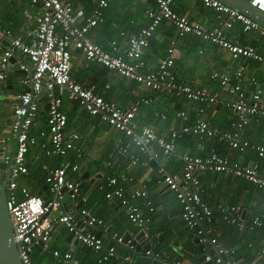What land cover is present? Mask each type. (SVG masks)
<instances>
[{
  "label": "built area",
  "instance_id": "2783aa9c",
  "mask_svg": "<svg viewBox=\"0 0 264 264\" xmlns=\"http://www.w3.org/2000/svg\"><path fill=\"white\" fill-rule=\"evenodd\" d=\"M29 1L32 5H37L40 10L36 17L37 27L29 33V41L13 35L12 30L0 24V78L8 75L11 58L15 56L19 63L18 69L24 73L21 83L26 87L19 93V101L14 105L9 132L0 135L3 160L9 162L14 155L6 189V204L12 218L14 240L23 264H34L32 253L38 245L49 248L57 223L64 225L69 231H75L85 246L98 251L104 248L101 236L83 232L87 226L97 229L106 228L104 219L92 213L86 204L80 207L79 213L63 210L64 188L70 191L73 198H78L81 193L79 181L67 177V163L62 162L56 166L43 164L45 182L52 193V198L48 201L41 194L32 192L27 184L20 183V179L30 173L27 153L32 145L40 144L45 155L52 157H64L75 151L76 157L70 166L75 172L80 168L79 159L82 153L76 144L78 134L67 131L68 116L63 109L65 91L71 100L79 103L89 114L100 116L102 120L124 133L129 143L136 147V151H131L128 143L123 139L117 141L116 147L122 156L130 160L131 165L148 163L162 156H173L176 153L178 140L187 134L195 135L199 139L206 136L216 137L220 141L227 142L233 149L240 151L254 149L264 158V144L252 143L242 136V131L252 117L258 116L264 119V85L256 76L248 77L243 66L233 74L220 73L217 70L211 74L212 79L218 80L230 96L224 103L237 114L230 129L215 127L208 120L199 117L191 124L171 127L167 136L160 134L150 125H141L135 121L140 105L150 104L151 98L136 100L124 108L106 97L105 91H99L95 84H85L71 72L73 51L79 50L89 62L99 63L156 92L183 95L189 100L215 104L222 100L219 91H212L204 86H192L178 80L173 69L176 58L175 39L170 41L166 54L160 59L157 67H150L143 58V52L150 45L154 31L162 21L167 20L175 26L178 37L192 35L203 41L218 44L234 57L252 58L264 65V52L252 44L233 41L227 34V29L233 27L234 23L240 22L244 29L257 31L264 36V27L259 22L221 0H201L216 12L219 19L217 25L210 27L175 11L172 7L175 0H155V5L146 9L148 23L137 32L129 34L127 47L122 50L118 39H112L103 45L93 41L89 34L91 28L104 20V10L110 0H98L92 14L83 19L82 13L75 9L74 0ZM251 1L264 10V0ZM122 34L125 32L122 31ZM31 69H33L32 75L29 73ZM244 81H249L253 85L251 100L247 98ZM45 92L49 103L48 129L40 132L45 140L39 142L36 136L31 134V126L38 112L39 101ZM156 114L163 118L167 116L160 112ZM177 116L187 119L184 110L179 111ZM141 155H146L147 158L142 159ZM181 160L182 175L168 173L162 168L157 173L158 178L164 177L163 183L174 191L180 201L182 218L186 226L195 235L200 236L201 241L210 240L214 245L216 256L208 254L206 260L213 259L217 264L224 262L242 264L235 257L233 248L222 246L216 238L208 234L214 213L212 207L201 197V181L197 171L230 173L246 178L263 188L264 171L215 149L206 155L185 153L181 156ZM107 180V185L114 188L106 192V197L119 198L126 207L130 220L140 229H148L150 216L146 215L126 194L124 185L127 181H133L134 177L110 176ZM100 189L104 190L105 185L101 184ZM147 189L146 185L144 189L132 193L131 197H144L146 205L153 211L154 206ZM220 207L226 222L236 225L240 231L264 228V217L261 215L246 220L241 216L238 206L233 205L229 209ZM56 211L59 214L54 217ZM122 235L115 234L114 238L117 242L122 243ZM53 253L60 257L63 264H80L71 251L63 255L58 250H54ZM115 254L114 245L107 247L98 262L104 263ZM260 255L264 257V247L260 249ZM129 260L131 256H125L123 263L128 264Z\"/></svg>",
  "mask_w": 264,
  "mask_h": 264
},
{
  "label": "crops",
  "instance_id": "0c3cea01",
  "mask_svg": "<svg viewBox=\"0 0 264 264\" xmlns=\"http://www.w3.org/2000/svg\"><path fill=\"white\" fill-rule=\"evenodd\" d=\"M97 2L98 0H74V5L75 9L82 13L83 19L92 14ZM153 5L155 0H110L104 10V20L90 29L91 39L103 45L112 39H118L121 49L124 50L127 47L129 34L137 32L148 23L146 9ZM172 7L178 13L207 26L212 27L219 23L216 12L201 0H175ZM39 11V7L32 5L29 0H0V24L12 30L13 35L29 41V33L37 27L36 17ZM122 31L125 34H122ZM227 34L233 41L252 44L264 52V36L257 31L244 29L240 22L234 23L233 27L227 29ZM172 39L176 40L173 69L178 80L192 86H204L212 91H219L222 95L221 101L206 104L189 100L183 95L156 92L99 63L89 62L79 50L73 51L71 72L81 82L95 84L99 91H105L106 97L124 108L136 100L151 98L150 104L140 105L135 121L141 125L154 127L160 134L167 136L171 127L191 124L199 117L208 120L215 127L230 129L237 114L224 103L230 96L218 80L212 79V72L217 70L220 73L233 74L243 66L248 77L256 76L264 85V65L252 58L234 57L218 44L203 41L192 35L178 37L175 26L170 21L164 20L154 31L150 45L143 52V58L150 67H157ZM7 74L6 77L0 78V135L9 132L14 105L19 101V93L26 88L21 83L24 73L14 64H10ZM106 85L109 87L106 88ZM243 86L248 100H251L253 85L249 81H244ZM63 99V109L68 116L67 131L78 134L76 144L82 153L79 170L75 172L70 166L75 160V151L64 157H52L45 155L40 144H36L32 145L27 153L30 173L22 177L20 183L27 184L32 192L43 197L47 195L50 199L52 193L49 188H43V185L47 184L44 163L51 166L67 163V177L76 181H83L82 175L89 171L85 179L86 184L78 198L71 197L69 190L64 191L63 210L79 213L80 207L88 203L89 209L95 215L106 220L108 228L106 231L99 229L102 231L104 248L98 251L87 246L78 247L74 239L69 240L70 231L64 225L57 223L49 248L39 246L33 251L34 264H63L60 257L53 253L54 250H58L61 255L71 251L80 264H124L122 256L129 255L125 253L127 250L125 244L120 242L114 244L117 249L113 257L104 263L98 262L115 234L122 235L130 231L133 235H137L140 231L139 226L129 220L126 207L120 199L107 198L105 191L100 189V185L109 174L134 177L133 181H127L124 185L126 194L146 215L150 216L149 226L153 235L166 232L168 237L178 241L180 248L189 246L196 255H199L197 244L193 242L197 235L186 226L182 218L180 201L174 191L166 188L162 177L158 178L157 171L162 168L168 173L180 176L183 173L181 160L183 154L206 155L212 149L222 154H229L236 160L264 171V158L254 149L240 151L231 148L227 142L220 141L216 137L206 136L199 139L192 134H187L178 140L176 153L173 156H162L155 159L154 164L150 160L148 163L131 165L130 160L122 156L116 147L117 141L123 139L128 143L131 151H136V147L129 143L123 132L102 120L100 116L89 114L84 107L68 97L67 91L64 92ZM48 108V96L45 92L39 101L38 112L31 126V134L36 136L39 142L45 140L40 132L48 129ZM181 110L186 112L187 119L177 116ZM157 112L166 114V118L157 116ZM242 136L252 143L264 144V119L258 116L252 117L242 131ZM141 158L146 159L147 156L141 155ZM197 174L201 181V197L212 207L214 213L209 236L216 238L222 246L233 248L235 257L242 264H264V257L260 255V249L264 247V231L257 229L250 232L237 230V232L235 226L228 224L223 218L220 207L229 209L233 205L238 206L241 216L246 220L264 214V188L230 173L197 171ZM146 185L149 187L147 190L154 206L153 211L146 205L144 197H131L132 193L144 189ZM58 214L59 212H54V217ZM156 244L158 245L157 241ZM211 250L213 246H206V252ZM176 262L193 264L183 256H178Z\"/></svg>",
  "mask_w": 264,
  "mask_h": 264
},
{
  "label": "water",
  "instance_id": "95a60500",
  "mask_svg": "<svg viewBox=\"0 0 264 264\" xmlns=\"http://www.w3.org/2000/svg\"><path fill=\"white\" fill-rule=\"evenodd\" d=\"M225 4L236 8L237 10L243 12L253 20L259 22L262 27H264V10L256 6L251 0H221ZM11 63L15 67H19L17 63V58L14 56L11 58ZM33 69L29 71L32 75ZM3 149L0 147V264H23L17 244L13 236V223L12 218L9 214L7 204H6V189L8 181L10 179V171L12 166V161L14 155H12L11 161L6 162L1 160ZM152 164L155 160L151 161ZM89 175V171H86L82 175L83 181H79V186L82 189L86 184V177ZM164 178V177H162ZM166 186V185H165ZM48 185H43V188H47ZM166 188H168L166 186ZM64 191H67L64 188ZM70 192V191H69ZM47 198V195H44ZM84 233L96 234L97 236L102 235V231L93 226H87ZM69 240L74 239V243L78 247H84L85 245L77 237L75 231H70ZM158 242V245L156 244ZM117 240L113 238L107 244V247L113 246ZM193 242L197 244L199 250V255L192 250L191 247H179L178 241L173 240L167 236L166 232L159 233L158 235H153L148 229H140L137 235H133L130 231L125 232L122 235V243L126 246L125 253L131 256V260L127 261L128 264H178L176 258L178 256H183L192 261L193 264H217L213 259L206 260L208 254L215 255V247L208 240L205 243L201 242V237L196 236ZM42 243V242H41ZM213 246V250L206 252V246ZM38 245L37 247H39ZM124 259V256H122ZM222 264H226L225 262Z\"/></svg>",
  "mask_w": 264,
  "mask_h": 264
},
{
  "label": "trees",
  "instance_id": "16d2710c",
  "mask_svg": "<svg viewBox=\"0 0 264 264\" xmlns=\"http://www.w3.org/2000/svg\"><path fill=\"white\" fill-rule=\"evenodd\" d=\"M38 135H39V133H38ZM110 176H118V175H114V174H109L108 175V177H110ZM108 177L106 178V180H104V182H102V184H104L105 185V189L103 190V191H105V195H106V192L107 191H109V190H112L113 188H114V186H109V185H107L108 183ZM148 189H149V187H148ZM102 190V189H101ZM263 192V191H262ZM86 206H87V208H90L89 207V205H88V203H86ZM92 212V211H91ZM93 213V212H92ZM97 216V215H96ZM261 216L262 217H264V214H261ZM97 217H99V216H97ZM100 218H102V217H100ZM102 219H104V218H102ZM129 220H130V218H129ZM104 221L106 222V220L104 219ZM131 221V220H130ZM132 222V221H131ZM228 223V222H227ZM106 224H107V222H106ZM229 224V223H228ZM108 226V225H107ZM106 226V228H102V230H104V231H106V229L108 228ZM233 226H235V230L237 231V230H239L238 228H237V226L236 225H233ZM259 229H261V230H263L264 231V228H259ZM148 230L153 234V232H152V230H151V228H150V226H149V228H148ZM238 232V231H237ZM246 232H250V231H246ZM118 235H120V233H117ZM115 248H116V246H115ZM117 249V248H116Z\"/></svg>",
  "mask_w": 264,
  "mask_h": 264
},
{
  "label": "flooded vegetation",
  "instance_id": "af4514ba",
  "mask_svg": "<svg viewBox=\"0 0 264 264\" xmlns=\"http://www.w3.org/2000/svg\"><path fill=\"white\" fill-rule=\"evenodd\" d=\"M1 160H3V158L1 157ZM3 161H5V160H3Z\"/></svg>",
  "mask_w": 264,
  "mask_h": 264
}]
</instances>
